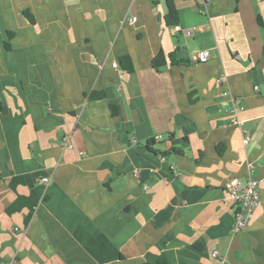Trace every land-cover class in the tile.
<instances>
[{"label":"crops","instance_id":"obj_1","mask_svg":"<svg viewBox=\"0 0 264 264\" xmlns=\"http://www.w3.org/2000/svg\"><path fill=\"white\" fill-rule=\"evenodd\" d=\"M174 4L0 0V264H264V0Z\"/></svg>","mask_w":264,"mask_h":264},{"label":"built area","instance_id":"obj_2","mask_svg":"<svg viewBox=\"0 0 264 264\" xmlns=\"http://www.w3.org/2000/svg\"><path fill=\"white\" fill-rule=\"evenodd\" d=\"M204 5L206 6L208 0H203ZM132 21L135 18L131 19ZM177 30V28H175ZM209 58V51L203 50L196 54L195 60L198 62H206ZM112 67L120 69L117 62L112 63ZM121 70V69H120ZM232 123L234 125L239 124L237 119H233ZM243 133L246 134V131L243 130ZM156 138H161L157 136ZM134 142H137L134 138ZM247 142V139L244 138V143ZM65 143L68 147H71L68 140H65ZM249 168L252 169L253 165H249ZM42 183H48V178H43L40 180ZM145 187L146 184H143ZM258 181L254 179H249L245 183H241L238 179L232 178L227 180L224 183V190L227 193L228 198L234 203V214H233V225L232 232L238 233L245 229L249 222L252 220L254 212L259 204V196L257 191ZM213 257H218L217 252L212 253Z\"/></svg>","mask_w":264,"mask_h":264},{"label":"trees","instance_id":"obj_3","mask_svg":"<svg viewBox=\"0 0 264 264\" xmlns=\"http://www.w3.org/2000/svg\"><path fill=\"white\" fill-rule=\"evenodd\" d=\"M166 4L167 11L164 16V23L168 28H173L174 26L179 24V12L176 9V6L174 4V0H164ZM24 14L26 17L32 22L33 18L32 16L25 11ZM8 36L11 37V34L8 33ZM6 48H8V44H6ZM170 58L173 60V55H170ZM120 67L125 70L126 72H131L133 70L130 59L128 57H122L119 59ZM165 60L160 53L158 56H156L153 60V65L155 68H161L164 66Z\"/></svg>","mask_w":264,"mask_h":264}]
</instances>
